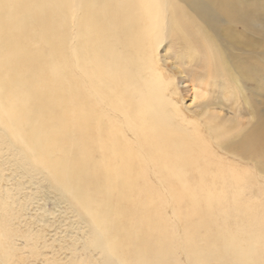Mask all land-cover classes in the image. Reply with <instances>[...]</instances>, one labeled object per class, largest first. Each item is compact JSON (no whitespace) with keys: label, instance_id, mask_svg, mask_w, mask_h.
<instances>
[{"label":"bare ground","instance_id":"1","mask_svg":"<svg viewBox=\"0 0 264 264\" xmlns=\"http://www.w3.org/2000/svg\"><path fill=\"white\" fill-rule=\"evenodd\" d=\"M166 43L200 70L196 121ZM246 89L264 98V0H0L2 140L86 219L100 264H264V111L215 106Z\"/></svg>","mask_w":264,"mask_h":264},{"label":"rangeland","instance_id":"2","mask_svg":"<svg viewBox=\"0 0 264 264\" xmlns=\"http://www.w3.org/2000/svg\"><path fill=\"white\" fill-rule=\"evenodd\" d=\"M166 45L159 50L158 56L162 58L164 49L172 45L167 58L169 66L166 67L170 72L167 73L169 80L172 78L173 82L169 91L185 117L196 121L204 101L195 100L192 92L187 91L192 85L199 89L200 70L187 64L180 66L185 62L177 59L178 47L172 43ZM184 77H187V83L181 82ZM217 94L219 98L215 106L222 107L224 114L230 107L245 113V99L254 110L264 111L263 97L248 94L235 104L232 102L237 97L235 91H231L230 102L225 101L221 93ZM2 136L0 128V217L10 231L7 245L12 257L7 263L0 258V264H100V254L88 249L91 230L86 219L53 187L44 172L22 163L20 151L6 144ZM257 208L264 214V202H260ZM167 213L176 223L174 237L177 244L183 234L182 227L172 208L169 207ZM178 261L190 264L183 253L179 254Z\"/></svg>","mask_w":264,"mask_h":264}]
</instances>
